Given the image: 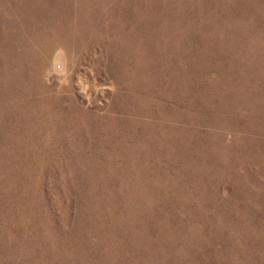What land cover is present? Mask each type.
<instances>
[{"label": "rangeland", "instance_id": "1", "mask_svg": "<svg viewBox=\"0 0 264 264\" xmlns=\"http://www.w3.org/2000/svg\"><path fill=\"white\" fill-rule=\"evenodd\" d=\"M0 264H264V0H0Z\"/></svg>", "mask_w": 264, "mask_h": 264}, {"label": "clouds", "instance_id": "2", "mask_svg": "<svg viewBox=\"0 0 264 264\" xmlns=\"http://www.w3.org/2000/svg\"><path fill=\"white\" fill-rule=\"evenodd\" d=\"M80 69L79 72L76 70L75 58L65 48L57 47L48 57L43 79L50 86L54 83L56 92L60 94L65 88H74V94L78 93L86 107H92L94 99L96 103H102L107 92L115 91L114 86L98 81L94 67Z\"/></svg>", "mask_w": 264, "mask_h": 264}]
</instances>
